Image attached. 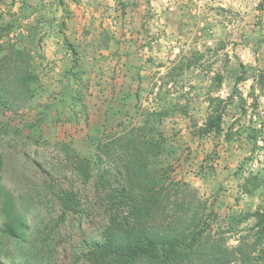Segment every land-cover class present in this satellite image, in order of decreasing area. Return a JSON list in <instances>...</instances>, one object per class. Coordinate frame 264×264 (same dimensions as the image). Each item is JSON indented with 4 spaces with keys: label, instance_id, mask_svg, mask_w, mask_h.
Returning <instances> with one entry per match:
<instances>
[{
    "label": "rangeland",
    "instance_id": "obj_1",
    "mask_svg": "<svg viewBox=\"0 0 264 264\" xmlns=\"http://www.w3.org/2000/svg\"><path fill=\"white\" fill-rule=\"evenodd\" d=\"M26 70L30 95L0 102V179L30 227L17 264H108L90 254L107 163L83 181L77 161L151 112L154 166L196 189L213 229L264 210V0H0V77ZM216 109L221 130L201 133ZM58 188L83 211L61 218Z\"/></svg>",
    "mask_w": 264,
    "mask_h": 264
},
{
    "label": "trees",
    "instance_id": "obj_2",
    "mask_svg": "<svg viewBox=\"0 0 264 264\" xmlns=\"http://www.w3.org/2000/svg\"><path fill=\"white\" fill-rule=\"evenodd\" d=\"M19 53H11L14 65ZM33 79L27 70L23 74H3L0 102L9 105V95L25 100ZM217 109L208 113L199 128L201 133L221 130L222 116ZM162 114L151 112L143 124H133L107 139H99L93 148V162L87 158L77 161L83 181L92 176L96 163L103 159L107 163L102 172L108 185V219L90 254L108 264H264V210L236 216L234 226L213 229L208 204L196 189L184 182L166 181L160 167L154 166L164 150L165 138L153 117ZM55 193L61 218L69 212L83 211L73 189L58 188ZM23 211L0 179V264H17L12 253L24 249L28 241L30 227ZM242 219L252 222L241 228L238 223ZM230 232L237 236L234 245H227L223 238Z\"/></svg>",
    "mask_w": 264,
    "mask_h": 264
}]
</instances>
